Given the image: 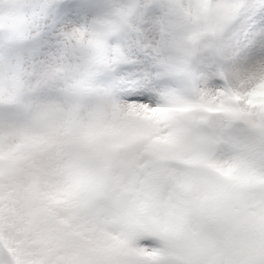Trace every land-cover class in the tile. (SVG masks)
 <instances>
[{"label":"clouds","instance_id":"9594fccd","mask_svg":"<svg viewBox=\"0 0 264 264\" xmlns=\"http://www.w3.org/2000/svg\"><path fill=\"white\" fill-rule=\"evenodd\" d=\"M253 11L0 0V264H264Z\"/></svg>","mask_w":264,"mask_h":264},{"label":"rangeland","instance_id":"374dc122","mask_svg":"<svg viewBox=\"0 0 264 264\" xmlns=\"http://www.w3.org/2000/svg\"><path fill=\"white\" fill-rule=\"evenodd\" d=\"M247 2L254 6V11L249 16L245 15L246 20L251 21V27L253 29L264 27V0H247ZM142 96L137 93L136 97Z\"/></svg>","mask_w":264,"mask_h":264},{"label":"snow or ice","instance_id":"6c2138e0","mask_svg":"<svg viewBox=\"0 0 264 264\" xmlns=\"http://www.w3.org/2000/svg\"><path fill=\"white\" fill-rule=\"evenodd\" d=\"M239 95L238 94H232L231 96H228L225 93H221L220 98L217 99L216 103L218 105V107H222L224 105V103L226 102V100L228 99H232V100H237L239 99ZM133 99H140V100H146L148 99L147 96H139V97H133ZM251 102V101H249Z\"/></svg>","mask_w":264,"mask_h":264},{"label":"bare ground","instance_id":"6f19581e","mask_svg":"<svg viewBox=\"0 0 264 264\" xmlns=\"http://www.w3.org/2000/svg\"><path fill=\"white\" fill-rule=\"evenodd\" d=\"M137 93L142 94V96H147L148 99H151V94L148 92H145V91H135L134 90V91L128 92L127 95L129 98L133 99V97H136ZM148 99H146V100H148ZM137 100H140V99H137Z\"/></svg>","mask_w":264,"mask_h":264}]
</instances>
